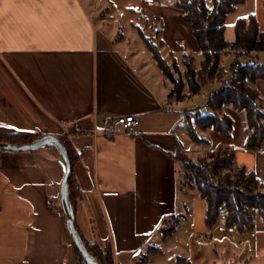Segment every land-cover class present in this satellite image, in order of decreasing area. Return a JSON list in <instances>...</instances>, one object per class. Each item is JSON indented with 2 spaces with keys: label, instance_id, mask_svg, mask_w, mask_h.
<instances>
[{
  "label": "crops",
  "instance_id": "crops-1",
  "mask_svg": "<svg viewBox=\"0 0 264 264\" xmlns=\"http://www.w3.org/2000/svg\"><path fill=\"white\" fill-rule=\"evenodd\" d=\"M173 2L0 0V133L82 132L69 136L81 189L76 222L89 243L111 244L114 264H197L201 257L206 264H221L219 256L226 250L218 235L227 237L228 226L219 218L215 227L207 228L206 203L196 192L183 190L178 180V149L196 155L229 145L238 168L264 179V142L260 149L246 148L251 131L245 111L224 108L223 114L234 120L228 140L212 129H196L202 143L188 133L186 116L201 114L189 102L217 83L209 102L230 73L183 99L172 93L155 59L152 63L136 41H144L142 33L153 36L172 68L181 70L177 54L183 63L193 56L199 67V46ZM206 2L212 7V0ZM250 15L264 31V0H245L227 17L228 41L235 39L236 21ZM258 55L254 57L261 62ZM234 60L235 54L223 56L226 71L225 61ZM256 88L264 106V80H258ZM127 114L137 119L131 134L105 133L108 118ZM188 136L193 144L186 141ZM45 155L0 152V264H80L59 208L63 172L56 169L55 156L49 167L42 160ZM106 191L118 194L104 195ZM190 201L195 203L193 211ZM169 217L179 221L165 237L162 224ZM181 233L190 247L188 255L177 238ZM240 235L241 244L230 238L247 243L239 264H264V216L256 217L252 232ZM237 257L229 252L226 264L236 263Z\"/></svg>",
  "mask_w": 264,
  "mask_h": 264
},
{
  "label": "trees",
  "instance_id": "trees-1",
  "mask_svg": "<svg viewBox=\"0 0 264 264\" xmlns=\"http://www.w3.org/2000/svg\"><path fill=\"white\" fill-rule=\"evenodd\" d=\"M212 1V7L208 6L206 0L173 2L175 7L183 11V18L191 26L202 55L199 67L193 56L185 58L183 80L177 81L175 72L154 39L145 36L144 33L141 35L164 75L181 87L179 93L187 86L189 97H194L200 94L207 84L222 82L226 74L230 73L229 80L223 82L222 88L214 93L208 102V107L212 111L210 114L202 115L197 112L195 115L186 116L188 133L193 141L205 142L204 138L198 135L197 128L202 131L212 129L224 139H230L234 120L230 115L223 114L224 108L229 107L236 112H246L247 125L251 131L246 148L257 150L264 142V106L256 83L258 80H264V63L256 61L254 54L264 53V31L260 29L255 15L241 17L235 23L234 41H228L227 17L245 0ZM230 53L235 54V60L226 71L222 66V58ZM174 69L179 72L177 67ZM81 133L80 130L70 128L66 134L58 135L69 151L73 167L77 157L69 136ZM40 135L21 138L0 134V141H5L6 137H14L13 144H22L32 142ZM198 155L178 149L174 159L178 166V180L182 189L196 192L206 203L207 228L212 229L217 225L220 209L225 207L228 211L226 218L228 227H235L240 234L252 232L255 229L256 217L264 216V179L243 167L238 168L235 162V149L229 145L222 144L213 152ZM70 188L71 202L77 210L81 189L74 172ZM178 221L179 218L175 217L174 224L171 220L168 222V227L162 230L165 237L174 232ZM76 227L79 230L77 222ZM82 238L89 251L101 264H114L113 249L109 242L91 244L83 236ZM73 246L80 264H86L74 243Z\"/></svg>",
  "mask_w": 264,
  "mask_h": 264
},
{
  "label": "water",
  "instance_id": "water-1",
  "mask_svg": "<svg viewBox=\"0 0 264 264\" xmlns=\"http://www.w3.org/2000/svg\"><path fill=\"white\" fill-rule=\"evenodd\" d=\"M172 1V0H168ZM2 135H11L26 138L34 134H21L18 131H4ZM54 148L57 152L56 159L62 166V179L59 192V208L66 229L68 230L73 243L86 264H101L89 251L81 233L76 227V210L71 202L70 180L74 172L73 164L69 156V151L60 137L56 134L45 133L34 139L32 142L13 144L0 141V150L6 152H39L45 149Z\"/></svg>",
  "mask_w": 264,
  "mask_h": 264
},
{
  "label": "rangeland",
  "instance_id": "rangeland-1",
  "mask_svg": "<svg viewBox=\"0 0 264 264\" xmlns=\"http://www.w3.org/2000/svg\"><path fill=\"white\" fill-rule=\"evenodd\" d=\"M174 2L176 1V0H173ZM139 26L142 28V29H145V26L143 27V25H142V23H140L139 24ZM135 34H137V32L135 31ZM148 37H149V35H148ZM151 38H153V36H151ZM131 40V39H130ZM132 42H133V40H131ZM137 42H139V44H141L142 45V47H143V49L145 50V52H146V54H148V56H149V58H150V60H151V62L153 63L154 62V58H153V56H152V53L150 52V51H148L147 49H146V45H145V43H144V41H142L141 39H140V37H138L137 38V40H136ZM157 42V41H156ZM185 47V46H184ZM187 49V47H185V49L184 50H186ZM178 56V66L180 67V69L181 70H178V71H181L182 72V70H184V63H183V60H182V56H181V54H177ZM258 56H260V61L262 62V63H264V53H261V54H259ZM233 58H231V60H232ZM153 60V61H152ZM232 63V62H231ZM171 64L173 65V62H171ZM198 65V64H197ZM224 65H226V69H228L229 70V65H230V61L227 63L226 61H225V64ZM173 69V71L175 72V74H176V76H177V81H180V80H183V78H184V76L183 75H181V73H178V72H176V70L174 69V68H172ZM183 73V72H182ZM170 83H171V89H172V92H174L176 95H178V96H180L181 98H183V99H186V98H191V97H189V95H190V93H189V90H188V87L187 86H185V87H187L186 88V94H183L182 92H180L179 93V89L181 88V87H178L179 85L176 83H174L172 80H170V79H167ZM174 83V85H172ZM185 87H183L181 90L182 91H184L183 89L185 88ZM216 87H218V84L216 83V84H214V85H208L203 91H202V93L198 96V97H196L193 101H191V102H189V107H191L192 105H197L196 107H197V109H199L200 110V112H201V114L202 115H207V114H210L212 111H211V109L209 108V107H207V106H203L205 103H207L208 102V100H209V97H210V92H211V90L212 89H214V88H216ZM174 89V90H173ZM180 90V91H181ZM13 140H14V137H6V139H5V142H10V143H13ZM186 141H188V142H190V143H192V141H191V139L189 138V136L187 137V140ZM193 144V143H192ZM185 145L187 146L188 144L187 143H185ZM43 152H45V153H48V155H45V157H43V161L44 162H49V167L50 166H52V162H54V160H52V159H50V157L51 156H55L56 157V155H57V152H56V150L54 149V148H50V149H45V150H43ZM51 154H54V155H51ZM198 154H206V153H198ZM197 153H196V155H195V153L194 154H192V155H195V156H199ZM57 158V157H56ZM54 165H55V167H56V169L57 170H62V166H61V164L59 163V162H54ZM190 191H192V190H190ZM199 200V202L201 201V199H198ZM202 203H204L203 201H202ZM201 203V204H202ZM194 206H195V203H193L192 201H190L189 202V209L191 210V211H193V209H194ZM203 206V205H202ZM201 215L203 216L204 215V207H203V209L201 208ZM172 218L171 217H169L167 220L168 221H166V222H164L163 224H162V227H163V229H165V228H167L168 227V222L171 220ZM172 221H173V219H172ZM175 222H173L172 224H174ZM221 229H224V224H221ZM218 239H219V241H221V244H223L224 245V247H225V252H222L221 254H220V256H219V261H218V263H221V264H226V263H229V258H228V254H229V252H231L232 254H233V256H238L237 258H238V260H237V262L236 263H242V261H241V259L239 258V255L245 250V248H247L246 247V245H247V243H246V245L245 246H243V245H239L235 240H232V239H228L227 237H223V236H220V235H218ZM177 238H178V240H179V242L182 244V253H186L187 255H188V253L190 252V247H189V244H188V242H187V239L185 238V236H184V234L183 233H181V235H177ZM226 238V239H225ZM197 239V238H196ZM185 240H186V242H185ZM246 240V239H245ZM244 240V241H245ZM197 241V240H196ZM246 242H247V240H246ZM186 243V244H185ZM210 244V243H209ZM211 245L212 246H214L215 245V243L214 242H212L211 243ZM254 256V255H253ZM263 258V256L261 257V259ZM206 261V258H204V257H201V258H199L198 260H197V264H206L207 263V261ZM168 262H170V261H168ZM235 262V261H234ZM233 262V263H234Z\"/></svg>",
  "mask_w": 264,
  "mask_h": 264
},
{
  "label": "built area",
  "instance_id": "built-area-1",
  "mask_svg": "<svg viewBox=\"0 0 264 264\" xmlns=\"http://www.w3.org/2000/svg\"><path fill=\"white\" fill-rule=\"evenodd\" d=\"M148 1H157V0H148ZM160 1V0H158ZM137 124V119L133 114L120 115L115 118L110 117L106 120L105 133L108 135H117V134H131ZM104 195H117L118 192H104ZM228 216V211L225 207L220 209L219 218L225 220ZM226 236L229 238L235 239L238 243H242L241 235L238 233L235 227H227ZM211 239H214V234H209Z\"/></svg>",
  "mask_w": 264,
  "mask_h": 264
}]
</instances>
